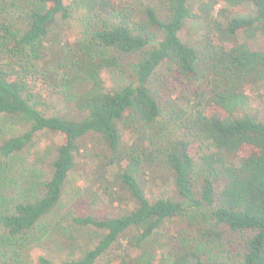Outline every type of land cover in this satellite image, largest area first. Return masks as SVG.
Instances as JSON below:
<instances>
[{
  "label": "trees",
  "instance_id": "trees-1",
  "mask_svg": "<svg viewBox=\"0 0 264 264\" xmlns=\"http://www.w3.org/2000/svg\"><path fill=\"white\" fill-rule=\"evenodd\" d=\"M134 1L0 0V264H264V0Z\"/></svg>",
  "mask_w": 264,
  "mask_h": 264
},
{
  "label": "rangeland",
  "instance_id": "rangeland-1",
  "mask_svg": "<svg viewBox=\"0 0 264 264\" xmlns=\"http://www.w3.org/2000/svg\"><path fill=\"white\" fill-rule=\"evenodd\" d=\"M132 6H138V7H142L143 3L139 0V1H134L133 3H131ZM244 9L248 10L250 13L254 12V7L251 5H243ZM229 9L230 6L227 3L221 2L220 4H218L215 8V12L214 15L216 17H219V13L220 11H226L225 12V17L229 15ZM77 19L82 20L81 18H83V14H77ZM225 17L221 18L222 21L225 20ZM76 31L75 30H68V29H59L56 28L55 29V36L57 37V39H59L60 42L64 43L67 42L69 40H74L75 36H76ZM205 33V23L200 22V23H187L185 26L184 31L181 32V37L183 40L185 41H199L203 38ZM241 40H245L248 41L250 40L252 43H260V37L259 35H256L255 37H253L254 40H251V37H248L247 35H243L242 37L240 36ZM252 97V101H253V106L258 108L260 110V117H261V121L264 122V84L262 85H258L254 92L251 94ZM60 142V138L52 135V134H44L41 137H38L36 140V143L38 144V146H49L53 143H59ZM80 160V158H79ZM123 245H126V242L123 243Z\"/></svg>",
  "mask_w": 264,
  "mask_h": 264
}]
</instances>
